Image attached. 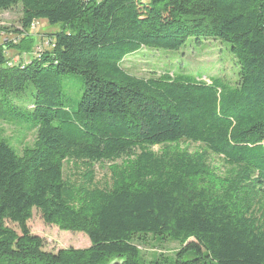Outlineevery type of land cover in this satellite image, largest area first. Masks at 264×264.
Returning a JSON list of instances; mask_svg holds the SVG:
<instances>
[{
    "label": "trees",
    "instance_id": "obj_1",
    "mask_svg": "<svg viewBox=\"0 0 264 264\" xmlns=\"http://www.w3.org/2000/svg\"><path fill=\"white\" fill-rule=\"evenodd\" d=\"M18 6L24 30H60L35 50L6 44L22 54L14 65L0 47V121L35 133L16 152L0 130V264H174L142 252L167 243L177 264H264V0H0V13ZM193 39L230 44L238 78L122 66ZM69 74L83 77L79 103L61 92ZM118 160L98 186L92 165ZM35 210L91 246L45 252Z\"/></svg>",
    "mask_w": 264,
    "mask_h": 264
},
{
    "label": "rangeland",
    "instance_id": "obj_2",
    "mask_svg": "<svg viewBox=\"0 0 264 264\" xmlns=\"http://www.w3.org/2000/svg\"><path fill=\"white\" fill-rule=\"evenodd\" d=\"M22 8L21 6L15 7L9 11L0 13V47H6L5 53L7 59L12 62L11 65L17 63L18 58L22 55L17 49L12 50L6 44L17 45L23 38L30 39L34 50L41 45L46 35L55 33L60 30V26H50L46 21L39 20L28 29H23L22 23ZM25 32H22V31ZM22 35V36H21ZM123 68L130 72L133 76L142 79H149L152 77H160L167 71L171 75L178 72L203 74L205 77L203 81H208V77L220 76L226 80L235 81L240 72V65L238 57L232 52V46L222 40L208 41L198 43L195 39L190 40L187 44L177 52H166L143 49L134 55L128 56L124 60ZM9 62V64H10ZM181 67V68H180ZM83 77L81 75L69 74L60 79L61 92L65 95L67 101L72 103H79L84 89ZM32 87H29L25 96L31 94ZM13 116L6 114L5 117ZM14 117V116H13ZM23 125V126H21ZM0 130H2L3 138L7 139V143L18 152V146L32 145L35 140L34 132H27L28 125L20 124L13 125L8 123H1ZM29 133V134H28ZM19 146L22 151L24 146ZM183 151L187 149L190 153L199 151V145L193 143H184L180 146ZM164 150L163 147L156 146L152 151L160 154ZM217 159L212 156L211 160ZM121 160L115 163L93 164L92 168L95 172V182L98 186H108L110 183L109 169L113 165H121ZM81 167V166H80ZM84 167V166H83ZM73 167L65 164V174L67 177L74 178ZM83 168L81 167V170ZM13 229H17L15 225L9 224ZM28 228L32 235L40 237L44 242V251L48 253H57L63 249H88L91 246L90 240L87 235L83 233L65 232L58 229L56 226H49L44 223L42 216L38 211H33V217L28 222ZM176 243H167L165 250L160 248L150 249L149 247H142V252L147 262H152L157 255H162L169 258V262L177 264L178 258L176 252L179 249ZM182 261V260H180Z\"/></svg>",
    "mask_w": 264,
    "mask_h": 264
}]
</instances>
